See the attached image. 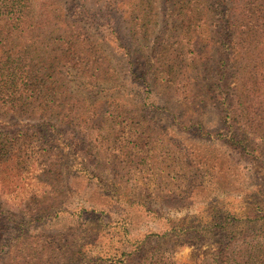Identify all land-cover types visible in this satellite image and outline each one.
I'll return each mask as SVG.
<instances>
[{
    "label": "trees",
    "instance_id": "trees-1",
    "mask_svg": "<svg viewBox=\"0 0 264 264\" xmlns=\"http://www.w3.org/2000/svg\"><path fill=\"white\" fill-rule=\"evenodd\" d=\"M70 1L78 5L72 16L66 6ZM104 9L109 18L114 10L120 14L126 42L108 18L98 24ZM215 21L220 22L217 30ZM106 43L116 44L129 60H144L141 103L115 97L121 84ZM215 54L222 57L219 62H213ZM228 76L234 87L230 99H223L217 91ZM75 82L98 99L76 92ZM157 92L159 104L147 106ZM170 104L184 109L185 116L195 106L216 107L222 121L218 136L241 156L259 151L264 159V0H0V119L32 124L12 133L0 128V200L31 178L44 186L40 198L48 201L45 207L29 197L24 205L31 210L17 221L0 204V223L7 226L0 228L4 264H53L47 247L34 263L13 253L19 249V226L58 211L59 200L51 199L57 194L55 179L61 177L56 164L67 162L69 154L60 148L70 145L71 137L83 139L97 170H113L104 164L134 150L152 159L156 146L149 136L159 130L148 115L172 114L166 108ZM187 125L203 135L198 120ZM158 162L151 161L165 168ZM254 221L240 231L233 219L217 218L209 237L192 232L197 239L216 241L196 264H264V217ZM118 249L111 248L112 264H128L140 253Z\"/></svg>",
    "mask_w": 264,
    "mask_h": 264
},
{
    "label": "rangeland",
    "instance_id": "rangeland-1",
    "mask_svg": "<svg viewBox=\"0 0 264 264\" xmlns=\"http://www.w3.org/2000/svg\"><path fill=\"white\" fill-rule=\"evenodd\" d=\"M66 6L69 16L78 10L76 2L70 1ZM98 14L101 19L98 24H104L102 18H108L126 42L127 32L120 14L112 11L111 19L105 9ZM219 27L220 22L215 21L213 30ZM105 49L121 84L115 97L141 103L139 87L144 60L140 56L129 60L114 43H106ZM220 59L215 54L213 62ZM147 60L151 61L152 56ZM225 79L217 94L230 99L234 84L229 76ZM73 89L98 99L94 92L83 90L77 82L73 83ZM160 96L159 92L154 93L146 105L157 106ZM175 104L166 106L172 114L161 111L156 116L154 112L148 115L159 130L149 136L156 146V151L150 154L152 159L134 150L126 157L104 164L109 170L113 168L115 174L113 170H97L87 155L83 139L71 137V144L60 148L65 155L69 154L65 156L67 162L56 164L61 169V177L55 179L57 194L51 199L59 200L55 203L58 211L50 210L52 215L45 220L17 228L22 233H17L20 239L16 249H19L13 253L14 257L21 256L34 263L38 253L47 254V247L50 252L47 257L50 256L53 264H112L109 253L114 247L119 248L120 254L140 250L128 264H155L156 261L196 264L208 257L216 241L197 239L192 232L209 237V229L217 218L233 219L239 230L245 231L254 226L255 219L264 217L263 156L259 151L241 156L231 143L218 136L222 121L216 107L208 105L200 110L195 106V112L185 116V110ZM196 120L204 126L203 135L197 136L192 129H186L191 126L187 124H194ZM31 125L0 119L4 132L12 133ZM251 139L258 144L254 137ZM153 158H158V164H164L166 171L152 164ZM42 190L43 185L28 178L10 196L0 200L1 208L13 214L11 219L17 221L22 212L31 210L24 205L31 196H36L37 205L48 206L47 199L40 198ZM2 226L7 227L0 223ZM6 261L2 253L0 264Z\"/></svg>",
    "mask_w": 264,
    "mask_h": 264
}]
</instances>
